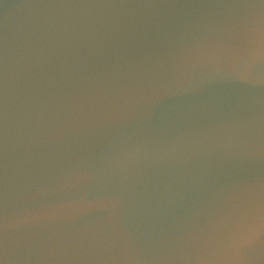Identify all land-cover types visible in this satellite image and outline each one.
<instances>
[{
  "label": "water",
  "instance_id": "obj_1",
  "mask_svg": "<svg viewBox=\"0 0 264 264\" xmlns=\"http://www.w3.org/2000/svg\"><path fill=\"white\" fill-rule=\"evenodd\" d=\"M0 264H264V0H0Z\"/></svg>",
  "mask_w": 264,
  "mask_h": 264
}]
</instances>
